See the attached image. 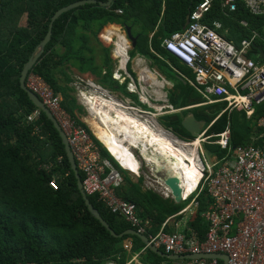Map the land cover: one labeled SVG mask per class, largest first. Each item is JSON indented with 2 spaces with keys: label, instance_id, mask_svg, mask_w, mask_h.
I'll return each mask as SVG.
<instances>
[{
  "label": "trees",
  "instance_id": "1",
  "mask_svg": "<svg viewBox=\"0 0 264 264\" xmlns=\"http://www.w3.org/2000/svg\"><path fill=\"white\" fill-rule=\"evenodd\" d=\"M85 1H95L96 5L76 8L56 20L51 41L28 77L33 74L42 78L60 96L62 109L86 131L98 147L101 159L107 160L121 174L124 172L96 140V133L102 135V131L89 118H84L88 126L79 118L84 111L76 103L74 88L70 86L74 78L69 74L74 70L79 75L101 77L105 68L104 78L111 80L110 50L99 40V34L108 25L130 29L135 48L129 51V61L139 56L158 71L168 70L175 75L178 86L167 94L169 106L173 111L193 108L163 116L161 121L168 130L193 140L181 127L182 120L192 115L195 121L204 123V136L209 138L202 145L203 150L219 161L230 159L234 148L259 147L264 142V127L258 125L264 117V103L255 105L250 118L244 110L225 111L227 102L203 105L206 102L195 88L181 79L191 78L193 83L192 71L161 47L164 38L183 30L186 15L203 0H113L106 8L99 3L107 0H1L0 264H107L109 261L126 264L132 257H136L137 262L131 264L186 262L161 257L148 248L142 251L145 245L136 236H111L84 204L52 122L43 112L36 122L27 121L38 108L21 89V74L46 38L53 16L71 4ZM116 10L122 13L117 14ZM228 12L220 0H215L202 22L212 25L221 21L224 25L221 34L236 45L252 32L258 33L249 53L256 59L258 49L264 51V16L250 14L243 5H239L236 12ZM23 17H26L25 27L20 26ZM242 20L247 22L246 27L240 24ZM127 71L130 73L129 63ZM226 128L229 129L230 150H220L214 145L215 136ZM99 141L120 165L126 161L117 154L108 137L106 142ZM121 166L128 171L132 169L129 165ZM141 183V178L133 182L124 176L116 194L135 204L139 217L150 220L148 234L154 235L160 229L167 232V221L181 219L183 215L177 213L191 198L175 203L152 190L143 191ZM87 198L116 234L131 229L122 217L110 213L96 194ZM196 201L197 208L187 218L182 232L192 231L202 242L208 230L202 213L210 204L206 189H202ZM127 243L131 244L128 250L124 249ZM218 262L223 264L221 260Z\"/></svg>",
  "mask_w": 264,
  "mask_h": 264
},
{
  "label": "built area",
  "instance_id": "2",
  "mask_svg": "<svg viewBox=\"0 0 264 264\" xmlns=\"http://www.w3.org/2000/svg\"><path fill=\"white\" fill-rule=\"evenodd\" d=\"M214 1L203 0L196 5L188 15V24L183 30L164 38L161 47L192 71L194 82H190V85L204 99L206 102L204 105L218 101L227 102V108L244 110L250 118L255 112V105L264 103V59L260 58L259 52L255 54L256 59L249 56L259 35L252 32L249 38L236 45L221 34L223 28L221 22L215 21L212 25L203 23L202 18L210 11ZM220 1L222 7L229 12H236L239 5H243L250 14L264 16V0ZM116 13L121 14L122 11L116 10ZM240 24L244 27L248 25L244 20L240 21ZM124 41L126 42L125 39ZM117 42L115 52L118 51ZM126 48L127 45L120 54H116L121 69L128 61ZM26 86L40 99L59 124L76 168L82 175L81 185L84 194L86 196L96 194L110 213L122 217L136 233L146 236L150 245L162 249L165 254L218 253L227 256L228 264H264V142L259 147L234 148L230 159L227 157L220 161L217 159L210 161L202 150V145L208 139L204 136L205 131L191 141H179L167 132H162L167 139L170 137L173 140L175 148L185 150L187 158H192L196 172V182L192 190L185 193L180 185L181 201L188 198L191 200L177 215L186 218L193 215L198 205L196 197L202 189H206L210 204L202 213V217L208 224V230L202 242L192 231L188 234L167 233L160 229L152 235L148 234L151 229L150 220L139 217L135 204L116 194V189L123 184V175L107 160L100 158L98 147L86 131L77 126L62 109L60 96L56 95L42 78L33 74L28 77ZM128 90L136 93L133 83ZM136 90L138 96L143 94L137 88ZM120 108L123 113L132 112L138 117L153 116L150 112L133 107ZM87 109L91 112L92 119L102 124L100 114L94 117L96 114L94 109L92 107ZM41 112L37 109L27 121L36 122L41 117ZM258 125L264 127V117L259 120ZM215 137L217 141L214 145L220 150H230L228 130ZM97 141L110 156L106 147L98 139ZM133 141L140 142L137 145L142 147L139 151L137 146L128 145L133 160L138 163L135 171L125 170L117 160L110 157L122 171L131 176V179L144 177L148 190L151 189L162 198L174 201L171 191L158 176L154 163L144 157V155L151 157L152 151H155H151L150 145L144 148L146 145L144 142ZM143 150L148 153L144 154ZM183 161L187 166L191 165L186 158ZM130 247V243L124 245L126 250ZM146 248L147 245L142 251ZM107 264L115 262L109 261ZM183 264L219 262L217 259L201 258L186 260Z\"/></svg>",
  "mask_w": 264,
  "mask_h": 264
},
{
  "label": "crops",
  "instance_id": "3",
  "mask_svg": "<svg viewBox=\"0 0 264 264\" xmlns=\"http://www.w3.org/2000/svg\"><path fill=\"white\" fill-rule=\"evenodd\" d=\"M219 22H221V21H219ZM222 25H223V23H222ZM20 26L21 27L26 26V17L22 18ZM107 27H108V29L106 32H104L102 30L101 33L99 34V40L101 42V45L104 48L110 50L109 58H110L111 63H112L111 80L104 78L105 70H106L104 67H103L104 69H102V72H101V77H94V76H91L89 74L79 75L74 70H71L73 75L69 74L74 78V81L71 84V86H73L74 88H77L79 90V96H80L81 104L77 100H76V103L84 111V113L82 112L80 117H79L84 124H86L84 122L85 117L82 118V116L85 114V111L88 115L87 117H89L90 119H91L92 115H91V112L88 111V109L86 108L87 105L85 106V101H84L83 95L94 96L96 98L97 103L98 104L100 103L99 106L104 110V112L106 114L110 110V105L115 106L113 108L119 112H122V110H121L122 108H120L121 106H125L128 108L133 107V108L140 109L143 112H149V111H147L148 107L151 110V108L153 107L152 105L158 106L157 104H159V106H161L160 109H156V108H154V109L157 111L161 110L160 112H162V110H163V112H165V115L168 113H178V112H181L183 110H188V109L193 108V107H189V108H185V109L178 110V111L172 110V108L169 106V103H168L167 94H164L165 82L163 81L162 77H160L157 73H154L150 69L151 63L148 60H146L142 57L136 56L131 61H129V57H128L127 63L121 69L119 61L116 57L117 56L116 54H120L121 51L124 50L125 46L127 45V48H126L127 49L126 55H127V53L129 51H131L130 47L128 45L129 43L127 41L126 42L124 41V39L126 40V37H125L124 29L122 27L115 26V25H108ZM223 29H224V25H223L222 31H223ZM225 32H227V30H225ZM117 40H118V42H117ZM116 42H117V46H118L117 52H115ZM134 59H135V63L133 64ZM146 61L149 62V65L146 64ZM128 63L130 64V73L127 71ZM99 65H100V63H99ZM133 76L137 77L136 83L139 86L140 92L141 91L143 92V94L140 95L141 97L138 96V93L136 90V83H135ZM181 79H184L188 84H190V82H191L184 77H181ZM131 83H133L136 93H131L128 90ZM162 84H163V87H162ZM149 86H152V88H150ZM119 88L120 89L123 88L125 95L128 97L123 96L119 92ZM74 91H75V89H74ZM132 96H136L137 97L136 100L135 99L133 100L131 98ZM152 103H154V104H152ZM87 107H89V106H87ZM164 109H166V110H164ZM227 109H229V108L226 107L225 111H227ZM229 110H233V109H229ZM125 112L124 113L122 112V113L125 114L128 118H130L131 121L135 122L134 123L135 128L133 130H131L130 133L126 134L128 137L127 138L128 142H127L125 147H126V150L130 153V155H131V152L128 150L129 149L128 145H134V146L138 147L137 144L140 143L138 141L134 142L133 140H139V141L144 142V143L146 142L145 146H148V145L154 143L153 147H158L156 142L159 143V145L164 146L161 143V139H163L165 142L169 141V142H171V144H173V140L170 137H169V139H167L165 137V135L162 134V132H164V131H163V128L161 126L162 125L161 119L165 115H163V116L162 115H158V116L155 115L154 117L153 116L148 117V116L144 115V116L138 117V116L134 115L132 112H126V113ZM85 116H86V114H85ZM132 119H134V120H132ZM94 123H96V122H94ZM96 124H98V123H96ZM149 127H150V129H149ZM203 129H204V127H203ZM140 130L145 132L146 133L145 135H147L149 137L153 136L154 138H148L144 134H141V135L138 134L140 132ZM225 130L229 131L228 128H226ZM136 131H138V133ZM204 131L206 132V130H203L201 133H203ZM147 139H148V141H147ZM123 140H124V135L121 138L122 142H123ZM158 148L162 149L161 147H158ZM110 149H111V147H110ZM160 155H163V153H160ZM195 175H196V173H195ZM194 180H196V178ZM186 221H187V218L185 216H183L179 220H175V219L168 220L167 221V229H168L167 233L182 232V230L186 227ZM133 261L137 262L136 257H132L131 260H129L126 264H129V262H133ZM179 261H181V260H179ZM183 263H180V264H183Z\"/></svg>",
  "mask_w": 264,
  "mask_h": 264
},
{
  "label": "water",
  "instance_id": "4",
  "mask_svg": "<svg viewBox=\"0 0 264 264\" xmlns=\"http://www.w3.org/2000/svg\"><path fill=\"white\" fill-rule=\"evenodd\" d=\"M112 1L113 0H107L104 3L100 2L99 6L103 7V8L109 7L111 5ZM85 5H96V2L95 1H85V2L74 3V4H71V5L61 9L60 11H58L53 16L46 38L39 45V47L36 49L31 60L29 61V63L24 68V70L21 74V78H20L21 89L29 96V99L31 100V102L46 115V117L49 119V121L52 122L55 129L59 133L61 142L64 146V151L66 154L67 161L70 165V169H71V171L74 175V178L76 180L78 190H79V192H80V194L84 200V204L86 205L90 214L93 215V217L99 221V223L109 232V234L111 236H113V237H122L124 235L136 236L144 243V245H147L148 249H150L152 252L158 254L161 257H165V258L170 259V260H193V259H201V258H203V259H218V260H221L223 262V264H228L227 256L223 255V254H218V253H216V254H196V255H194V254H186V255L165 254V253L161 252L159 249L150 245L146 236L136 233L133 229H127L120 234H116L109 227L107 222L105 220H103V218L101 217L99 212L89 203L87 196L84 194L83 189H82V185H81V177H80L78 170L76 168L73 156H72L70 149H69V146L67 144V140H66L63 132L60 130L59 124L57 123V121L55 120L53 115L49 112V110L43 105V103L40 101V99L27 88L26 79H27L29 73L31 72V70L34 68V66L38 62V60L43 56L46 46L51 41L53 24L56 22V20L59 19L62 14L67 13L69 11H72L76 8L85 6ZM0 8H1V0H0ZM187 24H188V15H186V18H185V26ZM123 29L125 32L126 41L129 43L128 45L130 47V50H133L135 48V39L131 36L129 28H123ZM258 50L260 53V58L264 59L263 49L259 48ZM152 110L155 111L154 109H152ZM181 127L186 133H188V135L190 137L195 138L197 135H199L203 131L204 123L197 122L194 120L192 115H188L182 120ZM169 135H171V134H169ZM172 137L177 139L174 136H172ZM154 160L156 161V162H154V167L157 170L158 176L161 178L163 183L171 191L174 202L179 203L181 201V196H182V189L180 187V182H181L180 178L178 176L174 175V171H173L172 167H170L167 164L166 159L164 157L158 156Z\"/></svg>",
  "mask_w": 264,
  "mask_h": 264
},
{
  "label": "bare ground",
  "instance_id": "5",
  "mask_svg": "<svg viewBox=\"0 0 264 264\" xmlns=\"http://www.w3.org/2000/svg\"><path fill=\"white\" fill-rule=\"evenodd\" d=\"M83 96H84L85 103L94 109V111L96 113L94 117H97L98 113L100 114V119H101L102 124H100V122H97L98 123L97 126L108 137L116 140L122 146V149L128 153V155L130 157L129 161L128 160L122 161L121 163L122 164L126 163V165H129L132 167V171H135L137 169L138 163L136 160H133L132 156L126 150V147H125L127 142H128V139H127L128 137L126 134L130 133V131L135 128L134 127L135 122L131 121V119L128 118L122 112L115 110L112 105H110V110L106 114L104 112V110L99 106V104L97 103L96 98L94 96H86V95H83ZM132 120H134V119H132ZM136 132L138 133V131H136ZM138 134H140V135L144 134L145 135L146 133L140 130V132ZM123 135H124V140L122 142L121 138ZM145 136H147V135H145ZM147 137L148 138H154L153 136H150V137L147 136ZM147 141H148V139H147ZM161 143L164 146L159 145V143L156 142L157 146L161 147L163 150L158 148V147H153L154 143H152V144H150V147L152 148L151 151L154 150L155 152L152 151L151 157L145 156V155H144V157L146 159L151 160L153 163L156 162L154 159H156L158 156L164 157L166 159L167 164L170 167H172V169L174 171V175L178 176L180 178V180H181L180 185L183 187L184 192L188 193L190 190L193 189L195 182H196V180H194L196 178V175H195L196 172H195V167L193 165L192 158L191 157L187 158V154H186L185 150H179L178 148H175L174 144H171V142H169V141L165 142L163 139H161ZM145 147L147 148L148 146H144V148ZM137 148H139V151L142 150V147H140V146H138ZM190 151L194 152L193 150H190ZM143 153L147 154L148 152L146 150H143ZM160 153H163V155H160ZM184 158H186L187 160H189L191 162L190 166L186 165V163L183 161Z\"/></svg>",
  "mask_w": 264,
  "mask_h": 264
},
{
  "label": "rangeland",
  "instance_id": "6",
  "mask_svg": "<svg viewBox=\"0 0 264 264\" xmlns=\"http://www.w3.org/2000/svg\"><path fill=\"white\" fill-rule=\"evenodd\" d=\"M107 29H108V27L106 26V28H104L103 29V31L104 32H106L107 31ZM103 32V33H104ZM101 36V35H100ZM104 43V42H103ZM105 44V43H104ZM106 46V45H105ZM128 54H129V52L127 53V57H128ZM135 63V59H134V61H133V64ZM146 64L147 65H149V62H147L146 61ZM150 69L154 72V73H157L160 77H162L163 78V81L165 82V89H164V94H168V93H170L171 91H172V89H173V87H177L178 86V82L175 80L176 79V77H175V75L172 73V72H170V71H168V70H159L158 71V69L157 68H152V66L150 67ZM133 78H134V80H135V83L137 82V77H135V76H133ZM189 81H191V78L189 79V78H187ZM71 86V85H70ZM73 87V86H72ZM150 88H152V86H149ZM162 87H163V84H162ZM161 87V88H162ZM74 88V87H73ZM136 88L139 90V86H138V84L136 83ZM75 89V93H74V97L76 98V100L81 104V100H80V96H79V90L77 89V88H74ZM154 89V88H153ZM159 89V88H158ZM119 92L123 95V96H125V97H128V96H126L125 95V92H124V89L123 88H119ZM133 100L135 99L136 100V96H132L131 97ZM152 104H154V103H152ZM85 105H87V106H89L88 104H86L85 103ZM158 106H156V105H152L153 106V108H156V109H159L161 106H159V104H157ZM90 107V106H89ZM87 108V107H86ZM164 110H166V109H164ZM147 111H149L152 115H153V117L155 116V115H165V112H163V110H162V112H160L159 110L157 111H153L152 109L150 110V108L148 107V109H147ZM170 111V110H169ZM168 111V112H169ZM85 114H86V116H85ZM85 114L82 116V118H84V117H87L88 115H87V113H86V111H85ZM169 114V113H168ZM167 115V114H166ZM156 116V117H157ZM161 116V117H162ZM87 118H89V117H87ZM159 118V117H158ZM90 119V118H89ZM93 123H94V119H92V117H91V119H90ZM96 124V123H95ZM164 124L162 123V128H163V130L165 131V132H167V133H169V134H171L172 136H174V137H176L179 141H191V138L189 139V138H187L184 134H179V133H176V132H174V131H172V130H168L167 128H166V126L164 125ZM89 126H90V124H89ZM96 126H97V124H96ZM98 127V126H97ZM99 128V127H98ZM95 128H93V130H94ZM100 129V128H99ZM90 130V129H89ZM101 130V129H100ZM91 131V130H90ZM102 131V130H101ZM94 132L96 133V130H94ZM91 133H93V132H91ZM104 134V135H103ZM94 136V135H93ZM96 136L98 137V139L99 140H101L102 142H106L105 141V139H106V137H108L104 132H102V135H100V134H98V133H96ZM106 136V137H105ZM95 137V136H94ZM96 138V137H95ZM109 139H110V142H111V144L114 146V149H115V151L117 152V154H119V156L123 159V160H128L129 161V155H128V153L126 152V151H124L123 149H122V146L116 141V140H114V139H112V138H110V137H108ZM97 140V139H96ZM207 140H209V138L207 139ZM207 140H206V142H207ZM216 141H217V139H216ZM215 141V142H216ZM103 144V143H102ZM108 154V153H107ZM114 157V156H113ZM208 158L210 159V161L211 160H214V159H216L215 157H210V156H208ZM115 160H117L116 159V157L114 158ZM112 162V161H111ZM117 162L119 163V161L117 160ZM121 165H123L125 168H126V163H124V164H122L121 163ZM130 171H132V169L130 170ZM124 176H127L128 178H130L131 179V176H129L128 175V173H126V172H123L122 173ZM123 176V177H124ZM141 177V179H143L142 180V183L140 184V188L143 190V191H145V190H148V184H146V181H145V178L144 177H142V176H140ZM132 180L134 181V182H136V178H133L132 177ZM150 188V187H149ZM151 190V189H150ZM154 190V189H153ZM154 191H156V190H154ZM189 202V200L187 201V202H185V203H188ZM184 205V204H183Z\"/></svg>",
  "mask_w": 264,
  "mask_h": 264
}]
</instances>
